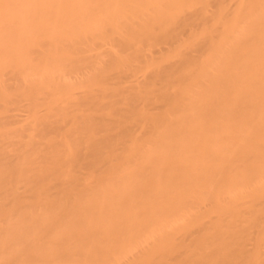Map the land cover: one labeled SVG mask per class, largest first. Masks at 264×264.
Listing matches in <instances>:
<instances>
[{"label": "bare ground", "instance_id": "bare-ground-1", "mask_svg": "<svg viewBox=\"0 0 264 264\" xmlns=\"http://www.w3.org/2000/svg\"><path fill=\"white\" fill-rule=\"evenodd\" d=\"M0 264H264V0H0Z\"/></svg>", "mask_w": 264, "mask_h": 264}]
</instances>
